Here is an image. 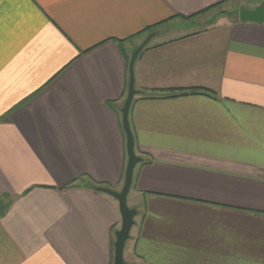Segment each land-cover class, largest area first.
<instances>
[{
    "label": "crops",
    "instance_id": "obj_1",
    "mask_svg": "<svg viewBox=\"0 0 264 264\" xmlns=\"http://www.w3.org/2000/svg\"><path fill=\"white\" fill-rule=\"evenodd\" d=\"M264 0H5L0 264H264ZM229 10H211L222 5ZM224 12V13H223ZM146 34V35H145Z\"/></svg>",
    "mask_w": 264,
    "mask_h": 264
},
{
    "label": "water",
    "instance_id": "obj_2",
    "mask_svg": "<svg viewBox=\"0 0 264 264\" xmlns=\"http://www.w3.org/2000/svg\"><path fill=\"white\" fill-rule=\"evenodd\" d=\"M238 20L241 22L253 21L264 22V1L253 9H249L243 6L239 7ZM153 33H149L143 41L135 47L131 53V57L128 63L129 82L126 97L124 99L123 106L121 108V122L126 137V154L127 162L124 170V179L122 187L119 191L113 190L109 187H97V190L106 193L116 199L121 216V225L114 233L115 240L113 243V260L112 264H138L129 263L124 260V246L130 236L131 227L134 224V217L137 213L135 208L129 207L127 204V195L131 187L133 171L136 164L142 161V157L136 154L134 149V137L129 125V109L132 103L134 95L138 92L134 87V73L133 67L136 58L141 53L145 45L150 41Z\"/></svg>",
    "mask_w": 264,
    "mask_h": 264
},
{
    "label": "snow or ice",
    "instance_id": "obj_3",
    "mask_svg": "<svg viewBox=\"0 0 264 264\" xmlns=\"http://www.w3.org/2000/svg\"><path fill=\"white\" fill-rule=\"evenodd\" d=\"M26 3H31V0H25ZM5 3V0H0V27L3 25V20H2V6Z\"/></svg>",
    "mask_w": 264,
    "mask_h": 264
},
{
    "label": "rangeland",
    "instance_id": "obj_4",
    "mask_svg": "<svg viewBox=\"0 0 264 264\" xmlns=\"http://www.w3.org/2000/svg\"><path fill=\"white\" fill-rule=\"evenodd\" d=\"M224 9H225V12L228 11L229 10V5L224 4L222 6H219L218 8L211 10L210 13H213V12H216V11H219V10H224Z\"/></svg>",
    "mask_w": 264,
    "mask_h": 264
},
{
    "label": "trees",
    "instance_id": "obj_5",
    "mask_svg": "<svg viewBox=\"0 0 264 264\" xmlns=\"http://www.w3.org/2000/svg\"><path fill=\"white\" fill-rule=\"evenodd\" d=\"M147 45H148V44H147ZM147 45H145V47H146ZM141 162H144L143 159H142ZM97 187H100V185H93V189L96 190V191H98V190H97Z\"/></svg>",
    "mask_w": 264,
    "mask_h": 264
}]
</instances>
